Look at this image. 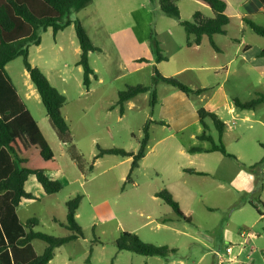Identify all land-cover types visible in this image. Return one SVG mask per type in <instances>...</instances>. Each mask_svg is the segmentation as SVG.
<instances>
[{"label":"rangeland","instance_id":"374dc122","mask_svg":"<svg viewBox=\"0 0 264 264\" xmlns=\"http://www.w3.org/2000/svg\"><path fill=\"white\" fill-rule=\"evenodd\" d=\"M222 1L227 4L229 23L225 33L214 38L217 51L212 49L207 37L203 38L200 50L186 46V34L178 21L190 22L195 12L206 18L213 15L197 0H175L178 20L163 15L157 1L150 4L148 0H92L84 9L71 13V24L57 38L51 30L47 34L39 30L40 46L31 48L30 59L47 72L48 66L55 65L66 77L63 114L70 128L71 146L81 165L78 168L70 158L69 149L58 142L48 120L42 122L45 115L42 104L28 102L43 134L52 135L55 141L53 154L60 170L48 177L59 181L63 188L55 195L40 198L37 195H42L41 187L31 176L26 189L36 199L23 202L18 217L23 222L36 218L35 231L65 236L68 232L59 225L66 220L64 203L76 195L82 197L76 221L83 238L56 248L48 264H180V261L197 264L203 254L204 259L198 264H219L213 252H224L227 245H234L223 241L224 229L252 232L256 239L246 245L238 260L264 264V219L260 220L255 208L250 206L251 202L264 203V175L260 172L264 168V101L254 110H236L238 117L228 111L234 108L235 98L247 102L258 94L264 95V56L259 57L264 50V38L238 17L245 9V0ZM246 18L264 28L263 13ZM76 20L91 33L94 44L100 46L98 52L89 53L88 62L96 71V78L87 88L82 85V69L76 65L80 57L73 28ZM96 31L122 32L114 36L116 52L104 37L95 35ZM129 32H135L146 42L132 48L131 43L123 45L119 37ZM150 37L158 41L166 61L156 62ZM140 59L143 61L138 62ZM9 66L11 76H19L24 69L20 57ZM207 67L212 69L205 70ZM154 69L164 78H175L192 90L205 91L185 97L162 82L154 84ZM51 80L61 90L59 81L53 77ZM136 84L154 86L156 104L150 106L148 94H142L128 101L120 115L115 106L117 93ZM201 108L225 121L229 130L221 142L239 161L225 157L229 163L227 175L219 172L218 164H214L213 170L200 162L193 167L210 170L220 178L207 175L179 178L173 174V167L187 160L178 151L200 144L191 135L202 132L195 114ZM175 111L180 117L175 116ZM148 120L153 123L149 125L147 155L131 173L129 181L125 178L130 159L112 154L94 159L97 147L137 152L141 131ZM160 121L164 126L157 124ZM204 122L210 128L204 130L205 134L218 145L212 122L208 117ZM182 125L187 127L178 131ZM202 144L210 146L207 142ZM238 166L254 175L253 189L249 192L240 190L247 186L242 177L234 181ZM169 187L174 190L184 215L189 217L191 213V223L179 219L155 196L163 189L169 191ZM241 203L248 205L236 207ZM258 211L262 213L264 207L260 205ZM168 218L170 222H163ZM123 232L133 233L145 244L176 251L158 258L118 250L116 244ZM45 246L39 240L32 242L33 251L39 255ZM238 250L235 248L233 253Z\"/></svg>","mask_w":264,"mask_h":264},{"label":"trees","instance_id":"16d2710c","mask_svg":"<svg viewBox=\"0 0 264 264\" xmlns=\"http://www.w3.org/2000/svg\"><path fill=\"white\" fill-rule=\"evenodd\" d=\"M92 0H0V78H2L0 91L7 89L15 93L11 80L5 71L7 63L17 57L21 58L22 66L28 73L30 83L36 90L48 118L49 124L54 131L57 140L65 145L70 151V158L75 161L80 168L79 157L75 154L74 147L71 146L70 128L61 113L62 107L66 103V98L57 89L49 84L48 79L43 72L32 66L28 62L29 47L40 44L39 30L44 32L51 29L52 35L62 31L71 24L69 19L72 12H78L90 4ZM149 3L157 1L159 9L163 15L177 19L179 10L175 0H148ZM200 4L208 7L213 13L212 17L205 18L201 12H195L191 16V21H178L186 34V46H198L201 38L208 37L210 46L217 50L212 42L215 35L225 33V27L229 23L226 14V3L222 0H197ZM264 8V0H259ZM243 22L249 29L264 38V28L259 27L252 21L244 18ZM73 28L75 39L80 49V57L76 63L82 69V85L88 87L91 78L94 77V71L89 65V53L98 52L78 20L74 21ZM150 49L156 55V62L166 61L161 54V48L158 41L150 37ZM264 56V50L260 52L259 57ZM138 62L143 61L137 60ZM162 82L170 86L185 97L198 96L205 90H192L184 83L175 78H164L156 69H154V84ZM148 94L150 106L157 102L156 90L150 86L134 85L129 86L123 91L117 93L116 105L119 114H123L125 104L136 96ZM264 101V95L258 94L255 98L240 102L233 99L232 103L238 110H254ZM196 115L200 124L206 130L208 127L204 123V118L212 122L217 131L218 145L214 143L212 137L202 133L196 138L199 141H206L210 146L208 149L190 148L189 152L205 151L207 153L218 152L226 156H231L221 142L222 133L225 130V124L215 115L204 108L196 110ZM153 123L148 120L142 129V138L138 142L137 152L125 151L122 149H100L97 147L98 154L94 159L100 158L105 154H112L122 158L130 159V168L125 181L131 179V173L139 168V162L146 155L149 141V125ZM157 124L164 125L161 121ZM39 126L24 109L23 104L13 111H2L0 107V264H48L53 256L54 250L70 242L83 238L81 228L76 221L77 209L82 197L76 195L74 198L66 201L64 207L66 210L65 223H59L68 233L65 236H48L34 230L38 224L36 218H30L24 223L20 222L16 216L17 209L21 200H35L36 198L24 190V185L29 176L34 177L40 185L43 192L50 196L59 193L62 185L59 181L48 177V172H57L60 166L54 158L53 151L43 138ZM7 158L6 164L2 156ZM232 157V156H231ZM186 172L204 175L203 172L187 170ZM155 196L159 198L171 211L182 220H187L182 215L179 205L172 197L171 193L165 189L156 192ZM255 210L259 216L262 215L258 209ZM164 220L163 222H167ZM188 221V220H187ZM54 222L58 221L54 219ZM39 240L45 243L41 254H36L32 249V242ZM118 250L133 252L139 256H157L165 258L167 254L176 251L168 247L157 248L151 244H145L140 241L133 233L123 232L120 234L117 242ZM88 262V260L86 261Z\"/></svg>","mask_w":264,"mask_h":264},{"label":"crops","instance_id":"0c3cea01","mask_svg":"<svg viewBox=\"0 0 264 264\" xmlns=\"http://www.w3.org/2000/svg\"><path fill=\"white\" fill-rule=\"evenodd\" d=\"M149 2V1H148ZM201 6H203L204 7V5L202 4ZM244 6H245V9H244V11L240 14V15H238V17L243 21V19L244 18H246V17H249V16H251V15H254L255 13H258V14H260V13H263L264 14V8L262 7V5L260 4V2H259V0H245L244 1ZM205 8H208V7H206L205 6ZM226 12H227V4H226ZM204 17V16H203ZM206 18V17H205ZM247 19V18H246ZM49 30H51V29H47V31L46 32H44V34H47L48 32H49ZM64 30L65 29H63L62 31H59V32H57L56 34H54V35H52V36H54V37H56L57 38V36L59 35V34H63V32H64ZM75 32V31H74ZM86 32H87V34H88V37H89V39H90V41H91V43H92V45L95 47V48H98L99 49V45H97V44H94V42H93V40H92V38H91V33L88 31V30H86ZM120 33H122V32H110V31H96L95 32V35L98 37V38H101V37H104V40L106 41V43H107V45H109V47L112 49V51H115L116 52V44H115V39H114V36L117 34H120ZM216 36V35H215ZM215 36L212 38V42L214 43V45H215ZM126 37V42H123V39ZM207 36H204L203 38H206ZM203 38H201V41H200V44L198 45V46H194V45H192L194 48H196V50H200V47H201V44H202V40H203ZM119 39L121 40V42H122V44L123 45H126V46H128V44L129 43H131L132 45H131V48L134 46V45H141V44H144L146 41H145V39H141V38H139L138 36H137V34L135 33V32H129L127 35H125V36H121V37H119ZM207 40H208V37H207ZM208 42H209V40H208ZM210 44V43H209ZM40 46V44L38 45V46H30L29 47V55H28V57H27V59H28V62L32 65V66H34V67H37V68H39L42 72H43V74L46 76V78L48 79V81H49V84L51 85V86H53L55 89H57L61 94H63L64 96H65V93H66V89L64 88V86L66 85V77L63 75V74H61V72L59 71V69H56L57 67L55 66V65H53V66H48V72L45 70V69H43V66H41V65H39V64H37V63H34V61H32L31 59H30V57H31V48L32 47H39ZM213 49V48H212ZM62 50V47H59V51H61ZM214 50V49H213ZM214 51H217V50H214ZM89 57H90V54H89ZM141 60V59H140ZM143 60V59H142ZM13 61V60H12ZM11 61V62H12ZM54 61H56V60H54ZM146 61H148V60H146ZM11 62H9V63H7L6 64V66H5V71H6V73H7V75L9 76V78H10V82H11V84L13 85V87H14V89H15V93H12L11 91H8L7 89H2V91H0V107H1V110L2 111H13V110H16L18 107H20V105L21 104H23V107H24V109H26L29 113H30V115L33 117V119L36 121V123H37V125L39 126V130H40V132H41V134H42V136H43V138L46 140V142L48 143V145L50 146V148L52 149V151H53V153H54V150H53V144H54V139H53V137H52V135H50V134H47L48 136L46 137L45 136V134H43V132H42V127H41V124L39 123V121H37L36 119H35V117H34V115H33V113L31 112V110L29 109V107H28V102H30L31 100H33V101H35V102H37V103H41V100H40V98H39V96H38V94H37V92H36V90L34 89V87H33V85L30 83V78H29V75H28V73L23 69V71L21 72V74H19V76H11V74L9 73V68H10V66H9V64L11 63ZM210 70V69H212V67H207V68H205V70ZM94 71V74L96 75V71L95 70H93ZM51 72H54L55 74H51ZM94 75V77L96 78V76ZM52 77L54 78V79H57L59 82V84L60 85H62V88H61V90H59L58 88H57V86L53 83V81L51 80L52 79ZM95 78H91V81L93 80V79H95ZM56 81V80H55ZM1 82H2V78H0V86L3 88V86L1 85ZM57 82V81H56ZM55 82V83H56ZM1 90V89H0ZM181 93V92H180ZM183 94V93H182ZM184 95V94H183ZM185 102H189L188 101V99L186 100L185 99ZM42 104V103H41ZM65 106V105H64ZM63 106V107H64ZM63 107H62V115H63V117L65 118V120L67 121V117H66V115H64L63 114ZM236 110H238V109H235V108H230L228 111L232 114V115H235L236 117H238L239 115L238 114H235V112H236ZM241 111H243V110H241ZM45 113V112H44ZM195 114H196V112H195ZM242 113H240V116H242L241 115ZM180 113L178 112V111H175V116L176 117H180ZM196 118H197V120H198V123L200 124V122H199V119H198V117H197V115H196ZM48 120V118L46 117V115H44V117L42 118L41 117V120H42V122L44 123V121L45 120ZM220 120H222L221 118H219ZM151 121V120H150ZM223 121V123L225 124V130H224V133L227 131V130H229L228 128H227V126H226V123H225V121L224 120H222ZM49 122V121H48ZM205 123V122H204ZM206 125H207V129L208 130H210V128H209V126H208V124L207 123H205ZM162 126H164V125H162ZM200 126H201V130H202V132L201 133H197L196 135L194 134V135H191V137L193 138V139H195L197 142H199L200 144L198 145V146H196V145H193V146H190V147H188V148H186L185 149V151H184V149H180L178 152L180 153V154H183V156L185 157V159L187 160L186 162H185V164H183V163H177V164H175L174 165V167H173V174L174 175H176V176H178L179 178H184V177H187V178H193V177H195V176H211V177H214V178H220V175H216L215 173H213L212 171H207V170H202L201 168H193L194 166H195V164L197 165V162H200V163H202V164H200V165H202L203 166V163L205 164V167H207V166H209V168L211 169V168H213L214 167V164H218V170H219V172H225V174L227 175L228 174V171H229V163L228 162H226L224 159H225V157H231V159H233L234 161H239V158L238 157H236V156H233V155H231V156H226V155H223V154H221V153H218V152H213V153H207V152H205L204 150L203 151H199V152H194V153H190L189 152V149L190 148H193V147H196V148H201V149H208L209 147H207V145H205V144H202V143H206V141H199L196 137L198 136V135H200V134H202V133H205L204 132V128L202 127V125L200 124ZM187 126H184V125H182L179 129H178V131H181V130H183V129H185ZM54 132V131H53ZM149 133V132H148ZM224 133H222V136L224 135ZM55 134V133H54ZM56 136V135H55ZM222 138V137H221ZM59 142V141H58ZM148 143H149V141H148ZM229 153V152H228ZM231 154V153H230ZM54 155V154H53ZM147 155V154H146ZM145 155V156H146ZM145 156L141 159V161H140V164L142 163V161L144 160V158H145ZM2 158V160L4 161V163L6 164V162H7V158L5 157V155L4 156H2L1 157ZM54 158H55V156H54ZM129 159V158H128ZM244 166H245V164H243ZM170 168H171V166H170ZM238 172L235 174L236 176L234 177V181L237 179V178H240V177H242L244 180H245V185H247L246 187H243V188H241L240 190H244V191H246V192H249L250 190H252L253 188L251 187V182H252V180L254 179V175H252L251 173H249V172H246V171H244L241 167H239L238 166ZM187 170H193V171H195V172H203V173H205L204 175H197V174H192V173H189V172H186ZM211 170H213V169H211ZM261 172V171H260ZM51 173L52 172H48L47 173V175L48 176H50L51 175ZM31 176H29L28 177V179L30 178ZM28 179H27V181H26V183H25V185H24V190L27 192V193H30L27 189H26V184H27V182H28ZM247 181H249V182H247ZM168 190H169V192L171 193V195H172V197L173 198H175L174 200L177 202V204H179L180 202H178L177 200V197H176V195H175V192H174V190L172 189V188H168ZM39 192H40V190H38ZM30 194H32V193H30ZM40 194H42V195H37V196H40V198H43V196L44 195H46L44 192H43V190H42V188H41V192H40ZM35 198H36V196L34 195V194H32ZM48 196V195H47ZM26 201H31V200H21L20 201V203H19V205H18V207H17V209L15 210V212H16V216H17V218H18V220L20 221V222H22V223H24L23 221H21V219L18 217V213H19V211H20V209H21V205H22V203L23 202H26ZM262 205V207H264V203L262 202V201H260L259 203H256V202H251V204H250V206H252L253 208H255L256 207V209H258L259 208V206L260 205ZM180 205V204H179ZM245 205H248L247 203H241V204H239V205H237L236 207H240V209L241 208H243V206H245ZM181 206V205H180ZM180 206H179V208H180ZM182 207V206H181ZM180 211L182 212V210H181V208H180ZM256 212V211H255ZM256 214H257V212H256ZM182 215L184 216V218L185 219H187V220H182V221H184V222H186V223H191V213L189 212V217H186L185 215H184V213L182 212ZM259 218H260V220L261 219H264V211L262 212V215L261 216H259ZM169 219V220H168ZM168 219H165V220H168L167 222H170L171 221V218H168ZM28 220V219H27ZM242 231H240V230H237L236 232H231V231H229V229H224L223 230V241L225 242V243H228L229 242V244H234V245H237V244H239V242H240V233H241ZM253 236H254V238L252 239V242L256 239V236L253 234ZM237 240H239V242H237L236 243V241ZM221 248V247H220ZM215 252V251H214ZM214 252H213V255H214ZM203 259H204V254L198 259V263L199 262H201V261H203ZM197 263V264H198ZM180 264H183V261H180Z\"/></svg>","mask_w":264,"mask_h":264},{"label":"built area","instance_id":"2783aa9c","mask_svg":"<svg viewBox=\"0 0 264 264\" xmlns=\"http://www.w3.org/2000/svg\"><path fill=\"white\" fill-rule=\"evenodd\" d=\"M261 173L264 175V168L261 170ZM240 242L237 245H227L224 248V252H221L222 250H217L214 252L215 257L218 259L219 264H248V263H242L238 260V257L243 253L246 245H249L252 242V239L254 238L253 233L249 231H242L240 233ZM238 248V252L235 254L234 249ZM252 264V263H250Z\"/></svg>","mask_w":264,"mask_h":264}]
</instances>
